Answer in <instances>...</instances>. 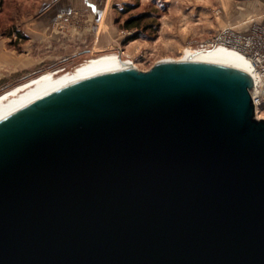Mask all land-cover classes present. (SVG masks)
<instances>
[{
  "label": "water",
  "instance_id": "95a60500",
  "mask_svg": "<svg viewBox=\"0 0 264 264\" xmlns=\"http://www.w3.org/2000/svg\"><path fill=\"white\" fill-rule=\"evenodd\" d=\"M253 84L164 61L1 119L0 264H264Z\"/></svg>",
  "mask_w": 264,
  "mask_h": 264
},
{
  "label": "rangeland",
  "instance_id": "374dc122",
  "mask_svg": "<svg viewBox=\"0 0 264 264\" xmlns=\"http://www.w3.org/2000/svg\"><path fill=\"white\" fill-rule=\"evenodd\" d=\"M43 1L0 0L1 37H7V30L14 26L19 15L38 11ZM109 7L111 45L98 55L117 51L122 60L133 62L141 72H149L159 62L180 60L185 50L199 49L212 42L222 29H243L252 21L264 19V3L260 0H111ZM88 18H83L87 25L91 23V17ZM128 20L133 21L129 29ZM77 66L57 68H65L69 73ZM42 74H34L30 79ZM16 86L1 90L0 95ZM256 118L264 119V105Z\"/></svg>",
  "mask_w": 264,
  "mask_h": 264
},
{
  "label": "crops",
  "instance_id": "0c3cea01",
  "mask_svg": "<svg viewBox=\"0 0 264 264\" xmlns=\"http://www.w3.org/2000/svg\"><path fill=\"white\" fill-rule=\"evenodd\" d=\"M110 1L44 0L38 11L19 15L7 37L0 34V91L34 74L48 73L58 66H77L105 52L111 45L107 23ZM89 16L91 23L87 25L83 18ZM65 19L68 28L61 32L59 25ZM251 23L237 30L246 32Z\"/></svg>",
  "mask_w": 264,
  "mask_h": 264
},
{
  "label": "bare ground",
  "instance_id": "6f19581e",
  "mask_svg": "<svg viewBox=\"0 0 264 264\" xmlns=\"http://www.w3.org/2000/svg\"><path fill=\"white\" fill-rule=\"evenodd\" d=\"M184 56L175 62H198L229 66L244 71L256 78L251 63L238 51L208 42L199 49L184 51ZM120 53L105 54L95 58L84 60L69 73L65 68H58L54 71L39 75L29 81L17 85L6 93L0 95V120L22 107H26L40 98L69 86L75 82L110 73L116 70L135 67V64L122 60Z\"/></svg>",
  "mask_w": 264,
  "mask_h": 264
},
{
  "label": "built area",
  "instance_id": "2783aa9c",
  "mask_svg": "<svg viewBox=\"0 0 264 264\" xmlns=\"http://www.w3.org/2000/svg\"><path fill=\"white\" fill-rule=\"evenodd\" d=\"M64 22H67V19L59 25L61 32L68 28ZM213 43L238 51L251 63L252 70L256 74V78H253V92L262 94L264 90V22L251 23L246 32L233 28L222 29L212 39ZM252 99L255 114H257L264 105V95L255 98L252 96Z\"/></svg>",
  "mask_w": 264,
  "mask_h": 264
},
{
  "label": "trees",
  "instance_id": "16d2710c",
  "mask_svg": "<svg viewBox=\"0 0 264 264\" xmlns=\"http://www.w3.org/2000/svg\"><path fill=\"white\" fill-rule=\"evenodd\" d=\"M132 22H133L132 20H130V21L128 20L126 22V28H128V29L131 28L133 26Z\"/></svg>",
  "mask_w": 264,
  "mask_h": 264
},
{
  "label": "flooded vegetation",
  "instance_id": "af4514ba",
  "mask_svg": "<svg viewBox=\"0 0 264 264\" xmlns=\"http://www.w3.org/2000/svg\"><path fill=\"white\" fill-rule=\"evenodd\" d=\"M82 62H83V61H82ZM82 62H81V63H82ZM78 65H79V64H78Z\"/></svg>",
  "mask_w": 264,
  "mask_h": 264
}]
</instances>
